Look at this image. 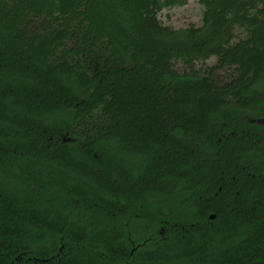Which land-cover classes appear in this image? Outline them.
Returning <instances> with one entry per match:
<instances>
[{"label":"trees","instance_id":"trees-1","mask_svg":"<svg viewBox=\"0 0 264 264\" xmlns=\"http://www.w3.org/2000/svg\"><path fill=\"white\" fill-rule=\"evenodd\" d=\"M178 1L0 0V264H264V0Z\"/></svg>","mask_w":264,"mask_h":264},{"label":"rangeland","instance_id":"rangeland-1","mask_svg":"<svg viewBox=\"0 0 264 264\" xmlns=\"http://www.w3.org/2000/svg\"><path fill=\"white\" fill-rule=\"evenodd\" d=\"M204 5L200 0H179L175 5L164 8L159 13V18L164 24L172 25L175 28H184L190 24L200 26L203 24ZM238 40L240 37H245L246 33L242 28L237 29ZM216 62V57H212L206 61L196 62V68L202 72L207 67L212 66ZM175 67L182 71L183 63L181 61L175 64ZM215 75L219 82L230 80L235 71L231 67L217 69Z\"/></svg>","mask_w":264,"mask_h":264},{"label":"water","instance_id":"water-1","mask_svg":"<svg viewBox=\"0 0 264 264\" xmlns=\"http://www.w3.org/2000/svg\"><path fill=\"white\" fill-rule=\"evenodd\" d=\"M214 216H215L214 214L211 215L212 218H214Z\"/></svg>","mask_w":264,"mask_h":264}]
</instances>
